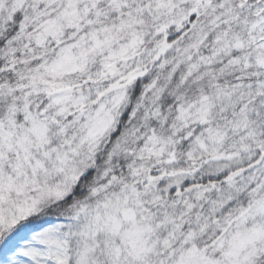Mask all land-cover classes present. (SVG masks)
Returning <instances> with one entry per match:
<instances>
[{"label": "snow or ice", "instance_id": "snow-or-ice-1", "mask_svg": "<svg viewBox=\"0 0 264 264\" xmlns=\"http://www.w3.org/2000/svg\"><path fill=\"white\" fill-rule=\"evenodd\" d=\"M0 264H264V0H0Z\"/></svg>", "mask_w": 264, "mask_h": 264}]
</instances>
